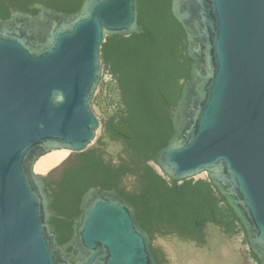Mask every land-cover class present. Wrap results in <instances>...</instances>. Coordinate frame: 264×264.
<instances>
[{
	"label": "water",
	"instance_id": "obj_1",
	"mask_svg": "<svg viewBox=\"0 0 264 264\" xmlns=\"http://www.w3.org/2000/svg\"><path fill=\"white\" fill-rule=\"evenodd\" d=\"M0 17V264H155L135 209L114 189L89 188L78 217L50 209L36 161L54 150L82 153L99 129L93 99L109 36L144 34L138 0H83L74 13L6 3ZM32 11L36 13L33 14ZM186 36L189 78L173 134L147 162L164 180L202 173L244 227L264 264V0H171ZM107 152L124 148L104 132ZM52 218L71 224L64 244Z\"/></svg>",
	"mask_w": 264,
	"mask_h": 264
},
{
	"label": "trees",
	"instance_id": "obj_2",
	"mask_svg": "<svg viewBox=\"0 0 264 264\" xmlns=\"http://www.w3.org/2000/svg\"><path fill=\"white\" fill-rule=\"evenodd\" d=\"M8 1L19 10L43 2L58 11L74 13L83 0H0L3 19L9 17ZM170 2L138 0V24L145 33L109 36L102 46L104 73L110 78L107 82L104 80V84L109 87L110 100L117 103L116 114L121 124L113 128H122L120 131L128 134L126 143L135 167L131 168L124 160L115 164L111 159H103L92 148L79 153L75 164L65 170L60 180L51 175L45 177V191L52 201L50 209L58 215L69 219L78 217L83 194L94 186L116 190L137 211L144 228L151 226L157 217L176 213L179 222L186 213L198 215L214 206L205 180L195 182V189L189 192L186 188L193 180L184 181L180 194L176 195L167 181L147 165L173 134L163 99L175 105L182 83L189 78L186 36L171 14ZM135 172H142L137 175L138 194L128 192L122 185L124 177ZM51 224L59 244L71 238L70 223L52 218Z\"/></svg>",
	"mask_w": 264,
	"mask_h": 264
},
{
	"label": "flooded vegetation",
	"instance_id": "obj_3",
	"mask_svg": "<svg viewBox=\"0 0 264 264\" xmlns=\"http://www.w3.org/2000/svg\"><path fill=\"white\" fill-rule=\"evenodd\" d=\"M105 75V76H104ZM104 73L99 85V92L93 99V106L102 127L101 135L92 145V150L101 155L104 159H111L118 164L121 160L134 168L131 161L133 155L128 148L126 141L129 139L127 133L113 128L119 124L117 117V103L110 100V91L104 80L109 81ZM113 120L114 123H109ZM104 132L111 137L114 142H122L124 148L121 152L112 155L107 152L109 145L102 142ZM74 163H66L61 170L52 174L55 180H60L63 173ZM154 170V169H153ZM155 171V170H154ZM142 172L127 174L122 185L130 193L140 192V181L137 175ZM207 176V175H206ZM167 181V180H165ZM198 181V180H197ZM186 190L192 191L194 183ZM210 187L214 206L203 210L200 214L186 213L181 221H177V214L171 213L164 217H157L151 226L144 228L137 218H135L147 235L150 242V252L155 264H260L256 256L252 253L244 227L228 205L227 201L218 191L207 181ZM184 181L181 183L167 181L168 187L174 189L179 195ZM50 199V206H51Z\"/></svg>",
	"mask_w": 264,
	"mask_h": 264
},
{
	"label": "bare ground",
	"instance_id": "obj_4",
	"mask_svg": "<svg viewBox=\"0 0 264 264\" xmlns=\"http://www.w3.org/2000/svg\"><path fill=\"white\" fill-rule=\"evenodd\" d=\"M69 150H54L41 156L34 165V171L37 174H46L54 167L60 165L68 157Z\"/></svg>",
	"mask_w": 264,
	"mask_h": 264
},
{
	"label": "rangeland",
	"instance_id": "obj_5",
	"mask_svg": "<svg viewBox=\"0 0 264 264\" xmlns=\"http://www.w3.org/2000/svg\"><path fill=\"white\" fill-rule=\"evenodd\" d=\"M102 76H103V74H102ZM104 76H105V75H104ZM98 92H99V88H98V90H97V92H96V94H95V97L98 95ZM98 119H99V118H98ZM99 122H100V121H99ZM101 132H102V127H101V124H100V125H99V129H98V131H97L96 139L101 135ZM95 141H96V140H95ZM95 141H94V142H95ZM94 142H93V144H94ZM93 144H92V145H93ZM92 145H91V147H92ZM78 154H79V153H72V152L69 151V155H68V157L64 160L63 164H66V163H74V162H76ZM50 175L52 176V174H50ZM47 176H48V175H47ZM192 180H193V181H197V180H205V181H207V176H206V174L202 173V174H200V175L195 176Z\"/></svg>",
	"mask_w": 264,
	"mask_h": 264
}]
</instances>
